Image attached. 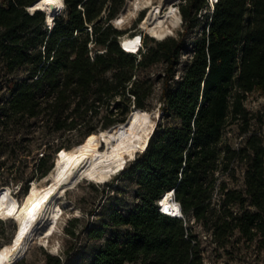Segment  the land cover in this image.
I'll return each instance as SVG.
<instances>
[{
    "label": "trees",
    "instance_id": "trees-1",
    "mask_svg": "<svg viewBox=\"0 0 264 264\" xmlns=\"http://www.w3.org/2000/svg\"><path fill=\"white\" fill-rule=\"evenodd\" d=\"M37 1L0 0V149L15 153L36 124L45 148L29 171L27 154L15 153L10 166L0 158V173L27 179L17 188L27 195L56 157L95 148L85 139L149 111L155 84L147 72L162 65L160 118L146 150L99 184H132V205L109 197L106 215L88 230L103 241L89 264H204L194 225L227 255L238 234L239 251L255 246L264 256V120L247 106L254 94L264 98V0H183V29L164 38L138 28L147 24L143 15L131 31L115 27L125 0H62L52 25L43 11H29ZM137 35L143 44L134 54L122 39ZM79 220L64 228L72 240L66 259L76 251ZM25 254L12 264H25L18 262ZM64 261L46 254V264Z\"/></svg>",
    "mask_w": 264,
    "mask_h": 264
},
{
    "label": "rangeland",
    "instance_id": "rangeland-1",
    "mask_svg": "<svg viewBox=\"0 0 264 264\" xmlns=\"http://www.w3.org/2000/svg\"><path fill=\"white\" fill-rule=\"evenodd\" d=\"M152 1L153 3L157 4L160 0ZM127 2L128 0H125V5L127 4ZM180 3H183V0H174L172 2L173 5H177L178 9V5ZM140 11L138 12L139 14H136L134 17L126 19L125 22L119 23V21L117 22L115 19L113 21L114 26L119 30L131 31L134 28V24L136 23V21L139 20V18L143 15L144 20L146 19V17L148 18L147 24H140L138 28L147 36H154L156 38H159V36L155 35L151 31H147L146 29V26L150 24V21L154 17L152 9H143ZM58 13L59 12H57L56 15ZM144 20L142 21V23L144 22ZM182 29L183 27L181 23V25L173 29V34L169 37H177ZM122 40L123 44L126 45L132 52L137 51V48L141 45L138 35L133 37L126 36ZM187 57L188 55H184L183 60H186ZM162 72V65L154 66L147 72L155 84L153 96L147 102V107L150 109V112L146 110L142 114L130 116L128 119V123L132 126L140 128L148 113H153L151 122H155L157 124L158 119L156 120L155 118H158L157 116L160 114V112H158V107L160 105L159 98L161 95ZM19 75H22V72ZM247 106L252 112L259 115L261 114L264 120V98H262L258 94H254L250 96L249 100L247 101ZM156 113L157 115H155ZM151 122H149L148 127L152 125ZM38 126L39 124H36L35 126H32L30 128L29 134H26L24 136L26 138L25 141L15 151L16 154L19 153L29 155L27 156V160L23 163L22 170L25 171H29L32 167H36V165H34L35 163L33 161H30V159L36 158L38 160V156L43 153V150L45 148L44 138ZM262 132L264 136V124L262 126ZM72 135L73 134L66 136H68L67 138H75V136ZM66 136L63 137L59 143L53 146V149L51 150L52 152L60 147V143L64 141ZM99 137L100 136L92 135L91 137L86 138L83 143H89L91 139H94L97 142L95 144V148L91 146L88 147L90 149H95V151H101L106 146L100 143ZM66 151L68 150H62L59 155H62ZM15 153L14 151L10 152L9 149H0V158L2 160H7V165L10 166V164H12L13 157H15ZM136 155L137 154H135L134 158L136 157ZM53 156L54 155H52L50 163L53 161ZM129 161H131V159H125L114 164H108L106 162L102 163V165H99L94 169L93 179L91 181L87 179H81L77 181L73 186L68 187L64 191L63 195H60L57 200L58 205L62 208V212L57 219L56 229L54 233L50 237L45 239V242H40L37 236H33L29 247L23 253H21L26 254L21 257L18 262L26 259L25 264H46V254H49L53 257L60 256L61 258H64L65 264H89L96 247L103 241L91 240L87 235L88 230L92 226L97 225L101 222L102 219L99 216L106 215L107 206L109 204V197L111 196L118 198V200H120L119 205L121 208L132 205V184L122 183L120 179L113 180L114 184L110 186H101L99 184L111 180V178L118 174V172L121 170L122 165ZM18 165L19 164H17V166ZM111 165H113V168H111ZM12 176L13 175L7 170L1 171L0 173V186L4 184L0 189V198H2L0 199V254L8 246L12 245L9 244V242L18 233V225L23 215L21 206L29 196V193H27V195H24L22 191H19L17 189L19 187H25L27 184V179L23 182H16L12 179ZM45 179L47 180V178H35L34 181L30 183L29 191H31L32 187L36 185L37 194H42L47 190V188L52 187L54 181L52 180L53 182H51V185L49 186V181H46ZM43 180H45L46 182H43ZM89 182H93L95 184L89 185ZM116 184L126 186V189H122L123 191L121 194H119L118 192L116 193ZM241 184L242 178L239 179V185ZM10 192L13 198L8 196ZM165 202H163L164 207ZM99 211H101V213H98ZM10 212L12 213L11 215H9ZM76 217H81V220L77 222L78 232L80 234L78 245L76 251L71 254L70 258L66 259L65 255L63 254V250L67 249V247L70 246L72 240L65 234L64 228L66 224L69 223L70 219H74ZM194 229L200 234L202 239L204 264H239V262H241L240 260H242V262L250 264H264V256L261 252L256 250L255 246H252V248L248 252H246L245 250H238V248L244 249L243 242L238 241V234L233 238L235 244V247L233 248V254L231 253L227 255L223 250L219 249L218 246L215 245L210 238L205 239L204 234L206 233L203 232L202 228L199 225H194ZM50 261L51 263H54L53 259ZM12 263L13 260L7 261L5 264Z\"/></svg>",
    "mask_w": 264,
    "mask_h": 264
},
{
    "label": "bare ground",
    "instance_id": "bare-ground-1",
    "mask_svg": "<svg viewBox=\"0 0 264 264\" xmlns=\"http://www.w3.org/2000/svg\"><path fill=\"white\" fill-rule=\"evenodd\" d=\"M173 1L160 0L155 4L152 0H128L116 21L125 22L126 19L139 14L140 10L152 9L154 17L146 29L159 38H164L172 35L173 29L182 23L180 11L177 5L172 4ZM211 1L215 5L217 0H210L209 3ZM63 6L62 0H58V3L39 0L35 6H31V11H43L48 24L52 25L53 16L61 12ZM152 116L153 113H148L140 128L121 123L109 131L102 132L99 135L100 143L106 147L101 151L83 146L65 155L61 160L59 159L56 169L51 172L54 181L52 187L47 188L42 194H37L36 185L29 191V196L22 205L23 215L19 225L17 224L18 233L14 237L15 242L0 254V264L12 261L18 254L23 253L29 247L33 236H37L40 242H45V239L54 233L57 219L62 212L57 200L68 187L81 179H93L94 169L102 163L114 164L125 159L132 160L135 154L144 152L156 126L155 122H151ZM149 122L152 123L150 127H148Z\"/></svg>",
    "mask_w": 264,
    "mask_h": 264
},
{
    "label": "built area",
    "instance_id": "built-area-1",
    "mask_svg": "<svg viewBox=\"0 0 264 264\" xmlns=\"http://www.w3.org/2000/svg\"><path fill=\"white\" fill-rule=\"evenodd\" d=\"M211 5H213L212 1H211ZM90 30H91V29H90ZM139 38H140V43H141V45L137 48V51H136L134 54H137V53L139 52V50L142 48V44H143L142 37L139 36ZM122 45H123V43H122ZM123 47H124V45H123ZM124 49H125V47H124ZM160 211H161L162 213H165L164 208L161 206V202H160ZM170 216L172 217V215H170ZM173 217H175V216H173ZM177 218L184 219V215L182 214V211H181V210H180L179 213L177 214ZM204 237H205V239L210 238V236H209L208 234H204Z\"/></svg>",
    "mask_w": 264,
    "mask_h": 264
},
{
    "label": "water",
    "instance_id": "water-1",
    "mask_svg": "<svg viewBox=\"0 0 264 264\" xmlns=\"http://www.w3.org/2000/svg\"><path fill=\"white\" fill-rule=\"evenodd\" d=\"M37 3V2H36ZM36 3H34L32 6H35L36 5ZM29 11L31 12V13H33L32 11H31V7L29 8ZM159 41H162V40H159ZM158 117V119H159V115L157 116ZM116 126H119V125H116ZM113 128V127H112ZM110 130V129H109ZM109 130H107V131H109ZM99 134H102V132H100ZM57 160H58V158L56 157V159H55V165H54V168H53V170H55L56 169V166H57ZM52 170V171H53ZM51 171V172H52ZM51 172L49 173V175L48 176H46L45 178H47L48 180H49V182H51V180L53 179V177H52V175H51ZM173 194H171V199L173 200V197H174V195L172 196ZM167 196V194L163 197V198H165ZM174 200H175V198H174ZM15 242V240H14V238L11 240V242H10V244L11 243H14Z\"/></svg>",
    "mask_w": 264,
    "mask_h": 264
},
{
    "label": "snow or ice",
    "instance_id": "snow-or-ice-1",
    "mask_svg": "<svg viewBox=\"0 0 264 264\" xmlns=\"http://www.w3.org/2000/svg\"><path fill=\"white\" fill-rule=\"evenodd\" d=\"M45 2H47V3H58V0H45ZM0 199H2V198H0ZM164 210L167 211L168 209L165 208ZM11 214L12 213L10 212L9 215H11Z\"/></svg>",
    "mask_w": 264,
    "mask_h": 264
}]
</instances>
